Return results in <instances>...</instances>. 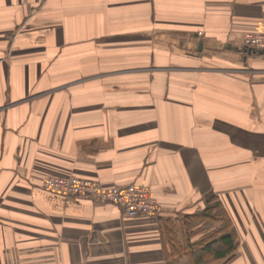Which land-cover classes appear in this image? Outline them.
<instances>
[{
	"label": "crops",
	"instance_id": "crops-1",
	"mask_svg": "<svg viewBox=\"0 0 264 264\" xmlns=\"http://www.w3.org/2000/svg\"><path fill=\"white\" fill-rule=\"evenodd\" d=\"M247 33L264 0H0V264H264ZM49 176L146 186L161 212L123 218Z\"/></svg>",
	"mask_w": 264,
	"mask_h": 264
},
{
	"label": "built area",
	"instance_id": "built-area-1",
	"mask_svg": "<svg viewBox=\"0 0 264 264\" xmlns=\"http://www.w3.org/2000/svg\"><path fill=\"white\" fill-rule=\"evenodd\" d=\"M242 46L264 52V35L246 34L242 37ZM39 188L64 197L84 198L96 203L114 205L120 210L123 218L138 215L154 217L161 211L159 203L146 186L104 187L90 179L49 176L41 182Z\"/></svg>",
	"mask_w": 264,
	"mask_h": 264
},
{
	"label": "trees",
	"instance_id": "trees-1",
	"mask_svg": "<svg viewBox=\"0 0 264 264\" xmlns=\"http://www.w3.org/2000/svg\"><path fill=\"white\" fill-rule=\"evenodd\" d=\"M264 54V53H263ZM207 210V208H206ZM218 215L220 219H224L225 222L227 221L226 215L223 212V210L220 208L218 210ZM208 214L205 213V216H207ZM210 216V214H209ZM207 247V246H206ZM217 247H220L217 251H215V255L216 256H221V258H223V254L224 252H229L231 251L234 247H236V241H235V234L233 232H230L228 234H222L219 239H218V245Z\"/></svg>",
	"mask_w": 264,
	"mask_h": 264
},
{
	"label": "rangeland",
	"instance_id": "rangeland-1",
	"mask_svg": "<svg viewBox=\"0 0 264 264\" xmlns=\"http://www.w3.org/2000/svg\"><path fill=\"white\" fill-rule=\"evenodd\" d=\"M247 34H250V33H247ZM244 35H246V34H244ZM243 35V36H244ZM253 35H264V33H253ZM254 50V49H253ZM254 51H256V53H260V54H263L264 52L263 51H258V50H254ZM264 55V54H263ZM67 177V176H66ZM76 177V176H75ZM79 178V177H78ZM127 186V185H126ZM122 187H124V186H122ZM214 205H216V204H214ZM161 208V207H160ZM161 212V211H160ZM219 212V211H218ZM218 212H216V215H218ZM221 222H222V224H223V226H225L226 224H227V222H225V220L224 219H221ZM222 226V227H223Z\"/></svg>",
	"mask_w": 264,
	"mask_h": 264
},
{
	"label": "water",
	"instance_id": "water-1",
	"mask_svg": "<svg viewBox=\"0 0 264 264\" xmlns=\"http://www.w3.org/2000/svg\"><path fill=\"white\" fill-rule=\"evenodd\" d=\"M242 52L246 54L256 53V51H254L253 49H249V48H243Z\"/></svg>",
	"mask_w": 264,
	"mask_h": 264
}]
</instances>
